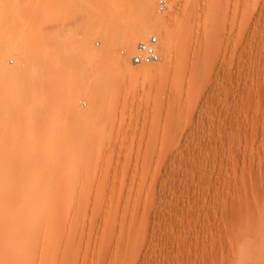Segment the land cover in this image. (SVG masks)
Wrapping results in <instances>:
<instances>
[{
    "label": "rangeland",
    "instance_id": "374dc122",
    "mask_svg": "<svg viewBox=\"0 0 264 264\" xmlns=\"http://www.w3.org/2000/svg\"><path fill=\"white\" fill-rule=\"evenodd\" d=\"M0 264H264V0H0Z\"/></svg>",
    "mask_w": 264,
    "mask_h": 264
},
{
    "label": "built area",
    "instance_id": "2783aa9c",
    "mask_svg": "<svg viewBox=\"0 0 264 264\" xmlns=\"http://www.w3.org/2000/svg\"><path fill=\"white\" fill-rule=\"evenodd\" d=\"M157 43L158 39L155 35H150L146 40L139 42L131 57L132 63L135 65H148L157 62L159 59L156 51Z\"/></svg>",
    "mask_w": 264,
    "mask_h": 264
},
{
    "label": "bare ground",
    "instance_id": "6f19581e",
    "mask_svg": "<svg viewBox=\"0 0 264 264\" xmlns=\"http://www.w3.org/2000/svg\"><path fill=\"white\" fill-rule=\"evenodd\" d=\"M149 8V7H148ZM148 8H146V9H148ZM143 10V9H142ZM137 31V30H136ZM135 34H136V36H141V34H142V32L140 33V32H135ZM185 37V36H184ZM185 39H186V37H185ZM184 41V40H183ZM186 43V42H185ZM185 43L183 44L182 42L180 43V44H183L184 46H185ZM164 44H165V42H164ZM165 47V46H164ZM182 48V47H181ZM166 50V49H165ZM164 51V50H163ZM168 52V51H167ZM182 54H183V52H182ZM133 56V55H132ZM159 60V59H158ZM130 61L132 62V60H131V58H130ZM182 61V60H181ZM182 63V62H181ZM180 67V66H179ZM191 69H192V67H191ZM194 70V69H193ZM187 71V70H186ZM179 72V71H178ZM191 72V71H190ZM177 74H181V73H177ZM184 74L185 73H183V76H184ZM173 75V74H172ZM187 75H188V73H187ZM174 76V75H173ZM178 76V75H177ZM179 77V76H178ZM178 77H176V78H178ZM181 77H182V75H181ZM186 77V76H185ZM188 77V76H187ZM174 79H175V77H174ZM184 79V78H183ZM202 80V79H201ZM186 81V80H185ZM191 82V81H190ZM176 89V88H175ZM178 89V88H177ZM178 93V92H177Z\"/></svg>",
    "mask_w": 264,
    "mask_h": 264
}]
</instances>
